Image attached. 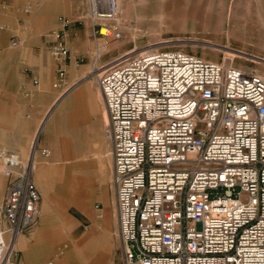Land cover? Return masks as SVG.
I'll return each instance as SVG.
<instances>
[{
	"label": "built area",
	"instance_id": "built-area-1",
	"mask_svg": "<svg viewBox=\"0 0 264 264\" xmlns=\"http://www.w3.org/2000/svg\"><path fill=\"white\" fill-rule=\"evenodd\" d=\"M86 4L94 35L119 39L116 0ZM49 37L61 67L67 49ZM228 62L164 47L93 67L121 264H264V79ZM63 78L59 69L55 89ZM34 153L0 147V264H14L39 217Z\"/></svg>",
	"mask_w": 264,
	"mask_h": 264
},
{
	"label": "crops",
	"instance_id": "crops-1",
	"mask_svg": "<svg viewBox=\"0 0 264 264\" xmlns=\"http://www.w3.org/2000/svg\"><path fill=\"white\" fill-rule=\"evenodd\" d=\"M62 1L0 0V147L17 153L23 161L30 148L35 147L33 174L38 175L36 184L43 187L40 190L46 203L55 199L53 169L71 171L72 185L80 181L75 174L78 166L95 172L84 199L71 197L64 203L65 226L49 205H39L36 225L15 243L14 264H79L86 252L96 256L101 241L108 235L106 186L89 156L99 137L100 104L90 83L82 78L92 73V67H73L76 58L89 55V39L94 33L85 21H72L62 27L58 17H71L70 10L61 7ZM52 32L59 34L68 52L61 67L49 55ZM10 39L17 47L7 50L4 44ZM259 46L264 49V40ZM59 69L64 73L60 90L53 87ZM101 107L103 110L102 103ZM41 149L48 151L46 158L39 155ZM109 182L110 174V188ZM2 190L0 176V198ZM62 231L70 248L60 252L62 257L58 259L56 245Z\"/></svg>",
	"mask_w": 264,
	"mask_h": 264
},
{
	"label": "rangeland",
	"instance_id": "rangeland-1",
	"mask_svg": "<svg viewBox=\"0 0 264 264\" xmlns=\"http://www.w3.org/2000/svg\"><path fill=\"white\" fill-rule=\"evenodd\" d=\"M118 2L119 20L115 26L120 38L101 39L93 35L89 39L91 48L89 55L81 56L82 62L76 66V70L84 65L92 67V73L82 77L90 83L100 104L99 137L94 145L95 150L89 156L94 160L97 172L102 174L109 203L108 235L103 242L101 241V246L97 249L99 253L92 257L86 252L80 258L79 264H121L112 192L107 185L110 174L109 147L101 135L105 115L95 85V77L102 69L95 68L102 67L130 50L142 53L165 47L181 49L202 59L219 63L231 61L233 66L247 73L255 72L264 79V64L259 63L264 59V49L259 46L264 40V0H118ZM61 7L65 11L70 10L71 21H85L88 28H91L86 19V0H63ZM5 45L7 50L17 47V45L11 47V39L5 41ZM230 52L237 53V56ZM94 172L87 166H78L75 174L80 181L77 185H72L71 171L66 172L65 168L53 169L52 188L55 199L51 203L45 202L40 190L43 187L40 185L39 188L36 184L38 175L33 174L41 207L44 204L49 205L56 219L65 226L67 205L64 203L69 202L71 197L77 201L84 199L90 190V180ZM66 227L69 228V225ZM61 236L56 245L59 251H55L58 259L62 257L61 254L66 248H70L63 231Z\"/></svg>",
	"mask_w": 264,
	"mask_h": 264
},
{
	"label": "bare ground",
	"instance_id": "bare-ground-1",
	"mask_svg": "<svg viewBox=\"0 0 264 264\" xmlns=\"http://www.w3.org/2000/svg\"><path fill=\"white\" fill-rule=\"evenodd\" d=\"M118 6H119V2H118V0H116V7H117V18H116V20H115V24H118V20H119V8H118ZM15 46H16V44H15ZM158 49V48H157ZM153 50H155V49H153ZM148 51H151V50H146V51H144V52H148ZM229 51V50H228ZM231 54H233V55H236L237 56V53H233V52H230ZM260 64H262L263 62H259ZM251 73H253V74H255V75H258V76H260L259 74H257V73H255V72H251ZM33 170H34V167H33ZM32 177H33V174H32ZM34 182V181H33ZM35 184V183H34ZM36 186V185H35ZM40 213H41V210H40Z\"/></svg>",
	"mask_w": 264,
	"mask_h": 264
}]
</instances>
